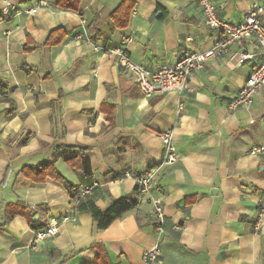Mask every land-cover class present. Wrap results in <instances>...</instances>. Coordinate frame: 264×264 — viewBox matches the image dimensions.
I'll list each match as a JSON object with an SVG mask.
<instances>
[{"label": "crops", "instance_id": "0c3cea01", "mask_svg": "<svg viewBox=\"0 0 264 264\" xmlns=\"http://www.w3.org/2000/svg\"><path fill=\"white\" fill-rule=\"evenodd\" d=\"M11 1L38 10L0 18V264H82L96 259V242L106 245L108 264H143L154 244L161 250L155 264H264V153H251L264 145V86L252 106L230 107L261 62L260 49L250 41L233 43L209 58L183 93L145 97L107 49L132 35L133 59L157 69L189 51L213 48L219 33L198 0H130L123 29L111 18L123 0H81L78 11L56 6L57 0ZM214 3L232 22L258 4L264 23V0ZM58 27L68 32L64 41L43 45ZM240 52L253 57L242 62ZM104 101L115 105L108 129ZM169 129L179 153L172 164L164 162L160 137ZM60 143L88 149L90 194L101 209L121 197L139 198L138 206L96 230L63 183L51 177L35 183L20 173L26 164L51 160ZM57 166L80 183L62 157ZM145 171L153 173V187L142 193L135 175ZM191 196L196 202L186 203ZM153 199L164 206L163 231ZM18 201L36 211L35 225L21 215L6 221V205ZM50 221L58 223L57 234L35 240V226Z\"/></svg>", "mask_w": 264, "mask_h": 264}, {"label": "built area", "instance_id": "2783aa9c", "mask_svg": "<svg viewBox=\"0 0 264 264\" xmlns=\"http://www.w3.org/2000/svg\"><path fill=\"white\" fill-rule=\"evenodd\" d=\"M201 6L206 23L219 33L218 39L213 48L207 51H189L182 55L175 63L166 64L157 69H150L146 65L136 62L128 49V43L132 41V35L124 36L119 46L108 48L107 51L113 54L125 70L132 76L145 97L154 94L167 92L183 93L189 85L190 77L202 69L205 62L217 54L220 50L227 49L233 43L239 41H250L260 49L262 54L261 62L252 70L246 82L239 90L236 97L230 102V107L252 106L257 91L264 86V23L261 18L262 7L258 4L252 5L245 13L243 20L232 22L222 17L216 8L214 0H198ZM37 7L21 8L11 0H3L0 6V15L3 18L23 13L34 14ZM241 61L253 57V54L240 52ZM183 104H179L181 109ZM164 145V162L175 163L179 158L178 148L175 143L173 130H165L160 135ZM252 154L264 153V145H254L251 148ZM130 175L129 173H127ZM139 192L146 193L153 187V173L145 171L135 175ZM94 188L93 184H87L81 194H90ZM153 214L158 219L156 227L163 231L162 221L165 218L164 206L159 199H153ZM264 217V206L259 211V221ZM58 223L50 221L46 226L35 230V240H42L57 234ZM160 246L154 244L144 251L143 264H155L160 255Z\"/></svg>", "mask_w": 264, "mask_h": 264}, {"label": "trees", "instance_id": "16d2710c", "mask_svg": "<svg viewBox=\"0 0 264 264\" xmlns=\"http://www.w3.org/2000/svg\"><path fill=\"white\" fill-rule=\"evenodd\" d=\"M55 4L65 10L78 11L81 0H57ZM133 7L134 2L123 0L118 7L112 11L111 18L117 28L123 29L128 26ZM0 18H2L1 15ZM67 35L68 32L62 27L53 29L43 45H59L64 41ZM27 44L25 50H29ZM22 67L27 73H30L33 70V68L25 62L22 64ZM3 89L4 88H1L0 91L3 92ZM4 99L11 104L8 113H13V99L7 96L4 97ZM102 110L107 113L110 122L109 125L106 126V129L113 127L115 125V105L104 101L102 103ZM87 151L88 149L86 147L60 143L54 148L51 160H43L36 164H26L20 169V173L35 183H42L48 177L63 183L71 194L72 199H77L76 211L78 213H90L93 217L95 229L101 230L108 227L114 220L121 218L127 211L137 207L139 204V198H115L112 200L110 206L103 210L96 204L93 195H82L81 192L83 187L89 184L93 177L91 161ZM59 157H62L64 161L78 173L80 178L79 184L72 183L58 169L57 159ZM137 190L139 191L138 187ZM196 200L197 197L191 196L186 198V203H195ZM5 215L6 221H10L15 216L21 215L25 216L30 224L35 225L37 223L35 220L36 211L28 207L23 201L9 202L5 208ZM165 222L166 219H163L162 226L164 228L167 226ZM35 227L42 228L40 224H37ZM91 248L96 250V259L94 261H85L82 264H108L106 262L109 260V252L105 244L96 242L91 245Z\"/></svg>", "mask_w": 264, "mask_h": 264}, {"label": "water", "instance_id": "95a60500", "mask_svg": "<svg viewBox=\"0 0 264 264\" xmlns=\"http://www.w3.org/2000/svg\"><path fill=\"white\" fill-rule=\"evenodd\" d=\"M158 14H160V13H158Z\"/></svg>", "mask_w": 264, "mask_h": 264}]
</instances>
